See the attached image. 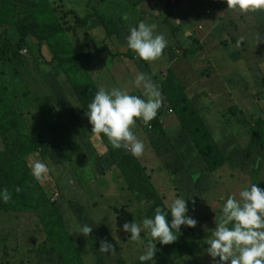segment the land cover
Segmentation results:
<instances>
[{"label": "rangeland", "instance_id": "1", "mask_svg": "<svg viewBox=\"0 0 264 264\" xmlns=\"http://www.w3.org/2000/svg\"><path fill=\"white\" fill-rule=\"evenodd\" d=\"M10 1L19 7H33L40 0ZM47 1L54 16L68 30L77 52L94 56L91 64L86 63L88 72H83V75L91 79L96 91L101 86L106 89L122 87L131 94L140 95L141 89L131 85L137 72L146 73L159 86L163 99L156 117H159L162 133L158 135L152 128L155 118L148 125L141 119L136 120L133 131L144 142L145 149L134 168L142 175L145 171L153 182V190L143 186L150 192L143 190L137 193L129 187L124 177L126 173L110 156L99 135L91 132L92 125L66 74L59 64L51 63L52 54L48 46L45 45L41 57H37L40 51L33 38L22 41L19 27L8 18L0 17L2 87L23 116L29 131L52 143L48 156L34 153L27 157L28 165L40 160L52 169L38 181L43 194L40 203L56 204L72 244L82 252L84 264H121V261L131 264L138 260L144 244L128 239L130 234L123 230L122 225L132 221L141 223L148 216L151 200H141L139 194L153 201L160 198L163 203L183 197L187 199L188 214L196 219L197 224L195 227L182 225L175 247H171L174 244L168 246L157 242L154 264H160V261L213 264L205 252L207 244L204 242L215 227V215L217 219L220 216L221 197L226 199L229 195H238L251 183L264 189V135L259 132V123H264V78H254L246 70V66H252L245 60L243 47L246 41L241 40L237 45L241 37L246 39L250 32L259 31L251 30L254 24L264 25V10H232L227 8L226 0H183L180 8H175L170 16L165 0ZM210 3L215 13L205 14L211 9ZM97 14L111 15L109 17L114 22L112 33L117 34L120 53L127 51L125 37L129 26H135L139 21L154 25V31L163 33L168 45L155 61H144L132 50L114 59L106 52L97 53L96 47H107L116 52L111 33L95 18ZM124 14L127 20L121 18ZM11 43L22 44V48L11 47ZM227 44L231 52L223 55ZM260 45L264 46V43ZM3 49L7 59L2 56ZM230 61H233L231 69L237 70L239 63L240 67L245 64V75L238 79L237 74L234 78H225L222 90L243 93L246 104L251 107L246 112L253 118L252 124L241 112L231 109V103L222 102L227 100L224 96L220 97L214 91L211 96L205 95L204 91L209 92L210 84V87L200 84L206 75L214 70L219 72L222 62L229 64ZM196 89L201 91L199 96L197 91H193ZM255 89L261 92L259 98L250 94ZM170 101H186L202 121L207 122L205 128L225 158L222 166L208 171L199 149L183 131L179 111L174 110ZM255 101L253 107L250 106ZM215 122H220L222 128L215 129ZM5 149L0 133V151ZM126 153L131 155L128 151ZM140 180L144 179L139 178L138 182ZM19 214L23 215V231L27 229L29 238L25 247L19 246L27 260L30 259L31 264H62L40 217L33 211L17 212L15 209H0V264H21L14 261L11 254L14 248L19 247L10 243L12 234H15L11 231L12 221ZM85 223L93 227L89 236L70 233L76 224ZM141 239L146 243L151 237L142 232ZM101 240L110 242L112 251L96 252L95 246L98 244L100 247Z\"/></svg>", "mask_w": 264, "mask_h": 264}, {"label": "trees", "instance_id": "2", "mask_svg": "<svg viewBox=\"0 0 264 264\" xmlns=\"http://www.w3.org/2000/svg\"><path fill=\"white\" fill-rule=\"evenodd\" d=\"M165 1L167 3V9L170 12L169 15L172 16L175 8H180L183 0H175V2L171 0ZM151 12L153 13V10ZM53 13L54 11L51 9L47 0L36 1L33 7H19V5L12 3L10 0H0V17L6 20L8 18L13 25L19 27L22 34V41H30L33 38L35 45L40 51L37 57H41L42 48L45 45L48 46L52 54L51 63L59 64L63 69L77 101L86 112L87 104L91 101L96 90L91 79L85 77L83 72H88L86 63L91 64L94 56L82 55L77 52L68 36V30ZM109 16L111 15L97 14L95 18L101 25L104 24L109 33H111L110 37L113 40V45L116 47V52L107 47H104V49L96 47V52H106L114 59L122 54H129L130 49L126 45L127 51L125 53L118 51L117 46H121V44L118 42L117 34L112 33V23L114 22ZM9 45L14 48H22V44L15 45L11 43ZM2 51L4 52L2 53L3 58L7 59L6 51L4 49ZM206 76L204 85L209 86L210 84V91L215 92L220 91V88L222 89V84L218 82L220 78L215 73ZM212 79L214 80L211 82ZM170 104L174 110L179 111L178 116L183 131L194 142L195 147L199 149L208 171H215L218 167L222 166L225 163V158L218 151L219 149L213 140H211L208 130H206L207 127L197 111L186 101H170ZM159 122V117H156L152 123V128L158 135H161L162 129L160 128L161 125ZM259 132L264 135V123L262 122L259 123ZM0 133L6 145V149L0 151V187H6L11 193L9 202H0V209H15L17 212L26 210L33 211L43 222L47 237L55 246L57 253L61 257L62 264H84L81 257L82 252L72 244L73 242L66 231L63 216L56 204L50 202L40 203L43 194L39 190L38 181L31 175L27 162V157L32 156L34 153L48 156L52 143L44 140L40 135L33 134L29 131L23 116L18 113L15 105L2 87L1 82ZM99 137L110 156L126 173L124 177L132 190L134 189L135 192L140 193V191L145 190L142 188L143 186L153 190V182L145 171L142 175L139 170H135L134 166L137 163L136 157L127 154L123 148L114 149L103 134H100ZM128 170L129 173L126 172ZM139 178L144 180L138 182ZM139 183L145 184L140 186ZM149 183L151 185H146ZM17 187L20 189L19 192L15 191ZM145 191L150 192L148 190ZM139 197L141 200H151L147 208L148 216L153 214L156 206L164 207V203L160 198H156L154 199L156 201H153L150 197H143L141 194H139ZM168 219H171L170 214ZM175 243L177 244V240L170 243L174 244L173 246L170 244L168 246L175 247ZM95 251H100L98 244L95 246ZM160 257L163 259L161 254ZM152 259L156 262V255ZM121 264H124V262L121 261ZM131 264H141V262L136 260ZM144 264H151V262H144ZM160 264H169V261H160Z\"/></svg>", "mask_w": 264, "mask_h": 264}, {"label": "clouds", "instance_id": "3", "mask_svg": "<svg viewBox=\"0 0 264 264\" xmlns=\"http://www.w3.org/2000/svg\"><path fill=\"white\" fill-rule=\"evenodd\" d=\"M210 4L208 6L212 10L206 7L209 8V13L205 14L214 12L213 5ZM226 4L227 8L240 12L264 10V0H226ZM121 18L128 19L126 14ZM154 28L152 24L139 21L135 26H129L125 37L128 49L144 61L157 60L168 45L165 35L156 33ZM241 40L243 37L237 40V45ZM131 85L141 89V94H131L122 87H99L87 104L85 115L92 125L93 134H103L114 149L123 148L133 157L139 158L144 152L145 144L133 131L136 120L141 119L148 125L156 118L163 98L159 86L146 73L137 72ZM29 167L31 175L37 181L52 171L47 163L40 160L32 162ZM15 191L19 192V187ZM10 199L11 193L8 189L0 187V202L7 203ZM221 199L223 204L220 216L217 219L215 215V227L204 242L207 244L206 254L213 264H264V189L251 183L243 187L238 195ZM186 200L183 197L172 198L170 202L165 201L163 208L156 206L153 214L144 217L141 223H123V230L130 234L128 239L144 244L143 251L138 256L141 264H154L152 258L157 242L161 245L170 244L177 240L182 225L196 226V219L188 214ZM92 228L86 223L76 224L70 233L83 234L86 237ZM142 232L151 237L146 243L141 239ZM112 249L110 242L101 240V252L108 253Z\"/></svg>", "mask_w": 264, "mask_h": 264}, {"label": "crops", "instance_id": "4", "mask_svg": "<svg viewBox=\"0 0 264 264\" xmlns=\"http://www.w3.org/2000/svg\"><path fill=\"white\" fill-rule=\"evenodd\" d=\"M149 11V10H148ZM251 30H259L258 32H250L251 34L248 35V37L245 39L243 38V42L246 41V46L243 47V51L244 55L246 57V61H250L252 66H246V70L247 72L254 78H264V65L262 64V60H264L263 57H261L260 53L262 55H264V51H262V49L264 48L263 45H260L261 42L264 43V25L262 24H254V27ZM253 45V47H251V44ZM204 46V45H203ZM228 46L225 45V48ZM256 46L259 48L257 49ZM260 50V51H259ZM231 52V47L228 46L226 49V52H223V55L226 53L227 55H229V53ZM252 59H249V58ZM233 64V61H230L229 64H226L224 62L221 63L220 65V70L219 72H217V70H214L213 73H215L222 81L219 82L222 84V89L225 88V78H234V74L236 75V78H243L241 75H245V64L242 63L241 67H240V63L237 66V70L236 69H231V66ZM206 80V79H205ZM205 80H201L200 84L204 86V82ZM214 79H212L213 81ZM230 84V83H229ZM228 84V85H229ZM220 85V84H219ZM220 88V91H215V93H217L218 95H220V97L224 96L227 100L222 101V102H228L231 103L230 107H232L231 109L235 108V110H237L238 112H241L243 114V117L247 118L249 123H254L253 118L249 117V114L246 112V110H250L251 107H249L248 104H246L245 100H244V96L243 93L240 91H227V90H222ZM227 89V88H226ZM204 90V89H203ZM211 90V89H210ZM204 91L206 93H204L205 95L208 94L209 96H211V92L212 91ZM222 90V91H221ZM193 91H197L193 90ZM260 90L259 89H255L253 91H251L250 94H254L256 97L259 98V94H260ZM201 94V91H197L196 95L199 96ZM235 94H237L238 96H235ZM257 101L253 102V104H251L250 106L253 107L254 103H256ZM222 112V111H220ZM205 123L207 124V122L205 121ZM213 124H216L217 126L215 127V125L213 126L215 129H220L222 128L223 125H220V122H215ZM227 134V132H226ZM225 134V137L229 140L230 137L228 135ZM2 216H0L1 218ZM16 218L13 219L12 221V227H11V231H14L12 234L13 237L10 240V243H12L14 246H23L24 247L27 245V242L29 241L28 238V234L26 232L27 229H25L23 231L24 225L22 223V219H23V215L19 214V216H15ZM8 220V219H7ZM15 221V222H14ZM16 223V224H15ZM6 228H8V226H6ZM1 230V227H0ZM8 248H6L7 250ZM22 247H19L18 249L14 248L12 250V255H13V260L16 262H20L21 264H31V260H27V256L21 252ZM5 250V251H6ZM11 252V251H10ZM5 256H9L7 254H4ZM5 264H8L5 262Z\"/></svg>", "mask_w": 264, "mask_h": 264}, {"label": "built area", "instance_id": "5", "mask_svg": "<svg viewBox=\"0 0 264 264\" xmlns=\"http://www.w3.org/2000/svg\"><path fill=\"white\" fill-rule=\"evenodd\" d=\"M207 13H209V11H207Z\"/></svg>", "mask_w": 264, "mask_h": 264}]
</instances>
